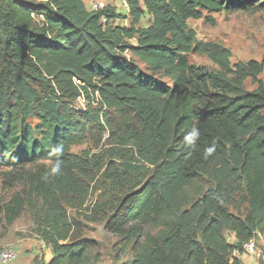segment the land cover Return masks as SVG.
<instances>
[{
  "label": "trees",
  "instance_id": "obj_1",
  "mask_svg": "<svg viewBox=\"0 0 264 264\" xmlns=\"http://www.w3.org/2000/svg\"><path fill=\"white\" fill-rule=\"evenodd\" d=\"M126 1L120 12L0 0L1 179L15 188L0 221L29 213L51 252L33 264H98L70 210L104 222L130 246L129 264H241L243 244L264 231V43L260 60L231 63L187 20L264 9V0ZM191 53L216 68L190 63ZM194 127L199 139L187 146ZM102 137L95 151H71ZM56 159L61 172L45 179Z\"/></svg>",
  "mask_w": 264,
  "mask_h": 264
},
{
  "label": "rangeland",
  "instance_id": "obj_2",
  "mask_svg": "<svg viewBox=\"0 0 264 264\" xmlns=\"http://www.w3.org/2000/svg\"><path fill=\"white\" fill-rule=\"evenodd\" d=\"M87 5L90 1H103L104 3L113 6L117 11L124 12L123 8L117 0H83ZM211 19V22L208 19ZM122 25L127 24L128 21L118 22ZM187 25L194 30L196 39L203 42H215L229 49L231 56V63L237 61H247L249 59L260 60L262 55L264 43V9L256 11L244 10H230L220 13L203 12L200 19H188ZM190 63L195 65H203L209 68H216V65L208 59L205 55L191 53L187 55ZM140 68L145 70V66L138 62ZM148 72V71H146ZM264 80V71L260 74ZM163 80L167 81L165 77ZM256 84L252 83L249 79L245 81L247 89H253ZM85 102L82 99L75 101V106L78 108L84 107ZM34 123L35 120H32ZM105 137L102 139H88L82 144L74 145L71 151L79 153L84 149L91 148L92 151L94 144L97 142L99 147L104 144ZM7 168L0 166V201L7 200L15 188L3 189L1 173ZM96 200V195L92 194L88 200L91 206ZM245 205L242 211L245 212ZM232 211L234 207H231ZM71 219H79L80 227L75 230V236L87 237L94 241L93 253H100V260L98 264H129L130 262V249L129 245H124L123 242L118 241V238L105 230L104 222L88 221L80 214L69 211ZM151 229L148 227L144 229L147 232ZM225 237L229 242L232 241V234L223 231ZM34 237L32 232V222L28 212H23L21 216L15 220L11 225H6L4 221H0V248L12 245L16 247L17 242L21 239ZM255 252L252 254L243 253L252 256L253 264H264V233L261 237L254 238Z\"/></svg>",
  "mask_w": 264,
  "mask_h": 264
},
{
  "label": "crops",
  "instance_id": "obj_3",
  "mask_svg": "<svg viewBox=\"0 0 264 264\" xmlns=\"http://www.w3.org/2000/svg\"><path fill=\"white\" fill-rule=\"evenodd\" d=\"M262 233L257 232L256 236L261 237ZM16 248L18 257L9 264H33V258L36 256L43 258L44 261H48L51 256L50 247L36 234H34V237L21 239L17 242ZM239 259L241 260V264H253L251 255L242 254L239 255Z\"/></svg>",
  "mask_w": 264,
  "mask_h": 264
},
{
  "label": "built area",
  "instance_id": "obj_4",
  "mask_svg": "<svg viewBox=\"0 0 264 264\" xmlns=\"http://www.w3.org/2000/svg\"><path fill=\"white\" fill-rule=\"evenodd\" d=\"M120 3V6L123 8V11L127 12L128 6L126 0H117ZM107 4L103 1H90L86 7L90 11H96L102 9ZM104 20V19H103ZM255 252V240L251 238L247 242L243 244V253L252 254ZM18 257L17 248L8 245L5 247L0 248V264H9L10 262L14 261Z\"/></svg>",
  "mask_w": 264,
  "mask_h": 264
},
{
  "label": "clouds",
  "instance_id": "obj_5",
  "mask_svg": "<svg viewBox=\"0 0 264 264\" xmlns=\"http://www.w3.org/2000/svg\"><path fill=\"white\" fill-rule=\"evenodd\" d=\"M200 136V132L197 128H192V130L190 132H188L185 136H184V143L187 146H195L196 141L199 139ZM63 145H57L55 147H53L51 149L50 152V156L53 157H59L62 155L63 153ZM214 151V148H209L206 150L205 152V156L207 155H211V153ZM63 161L60 159H56L51 167H50V172L45 174V179L47 178V176L49 174L51 175H58L61 172V167H62Z\"/></svg>",
  "mask_w": 264,
  "mask_h": 264
}]
</instances>
